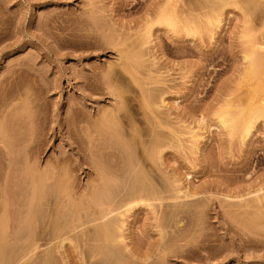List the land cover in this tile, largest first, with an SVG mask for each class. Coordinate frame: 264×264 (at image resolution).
<instances>
[{"label": "rangeland", "instance_id": "obj_1", "mask_svg": "<svg viewBox=\"0 0 264 264\" xmlns=\"http://www.w3.org/2000/svg\"><path fill=\"white\" fill-rule=\"evenodd\" d=\"M255 41L264 0H0V264H264Z\"/></svg>", "mask_w": 264, "mask_h": 264}, {"label": "bare ground", "instance_id": "obj_2", "mask_svg": "<svg viewBox=\"0 0 264 264\" xmlns=\"http://www.w3.org/2000/svg\"><path fill=\"white\" fill-rule=\"evenodd\" d=\"M166 15L167 14H165V19L163 18L162 21H161V19H162V17H164V14L160 18H159V16H161V15H159L158 19L162 22V24L166 22L168 25L166 23H165V25L169 26V23L171 22V20L169 18L170 15L169 14H168L169 16L167 15L168 19H166ZM161 22L157 21L158 24H161ZM170 24H171L170 27L173 26L172 22ZM252 43L258 44L259 42L255 41ZM257 44H256V46H255V44H254V46H251L249 49L250 51L249 52L246 51V53L247 52L248 53L247 54L245 53L243 55L244 56L243 60H245L246 64L244 63V67H243L244 71L242 72L243 74L241 77V82L243 84L247 85V89H249V93H250L248 96L249 99L246 103V106H244V108H241L238 111L224 110V111L220 112L217 116V123L220 124L221 126L227 128V129H229L230 134H233L237 130V131H241L242 134L244 133L243 135H245V133L247 134L249 132V129L257 121L262 120L264 122V82H263L264 81V79H263L264 78V56H262V55H264V53H263L264 52L263 51L264 46H260L261 43L259 45H257ZM260 53L261 54L263 53V54L261 55ZM103 118L104 117L100 118L101 120L99 121V123H101V121H103V120L106 121V119L105 118L103 119ZM32 176H33V179L34 178L36 179V180H34L36 182H33V183L34 184L36 183L38 188H40V187L42 188L44 186L43 182H44L46 176L45 177L42 176V177H44V178H42L44 180L41 183L39 182L41 177L39 176L36 178V176H38V174L35 175V173H34ZM39 184H40V186H39ZM37 187L33 188L34 191L32 193L34 194V193L40 192L42 194L43 192H41V191L44 190V187L41 190H37L38 189ZM40 193H39L40 199L38 198V195L35 194L36 195L35 199L38 200V201H36V203L39 202L38 205L36 204V206H37L36 211L38 210L36 212V214H38V212H39V214H38L39 216L37 215L38 216L37 222H39L40 221L39 219L41 218L40 211L38 208V206L40 207L41 202H42V201H40L42 199V196L40 197ZM95 217H97V216H95ZM95 217H93V218H95ZM96 223L94 225L98 226V224H96ZM96 228L98 230L99 226ZM99 230H101V229H99ZM99 233H101V232L99 231ZM52 235H51L52 236L51 239L54 238L53 240H55L56 236H54V233ZM63 241H65V240L62 239L61 242H63ZM1 247H0V249H1L0 254L2 252ZM144 259L146 260V258H144ZM144 259H143V261H145Z\"/></svg>", "mask_w": 264, "mask_h": 264}]
</instances>
